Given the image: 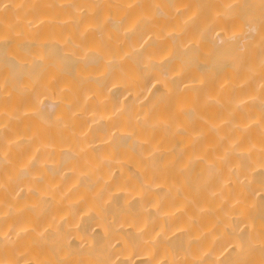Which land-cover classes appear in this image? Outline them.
Here are the masks:
<instances>
[{"label": "bare ground", "instance_id": "6f19581e", "mask_svg": "<svg viewBox=\"0 0 264 264\" xmlns=\"http://www.w3.org/2000/svg\"><path fill=\"white\" fill-rule=\"evenodd\" d=\"M0 264H264V0H0Z\"/></svg>", "mask_w": 264, "mask_h": 264}]
</instances>
